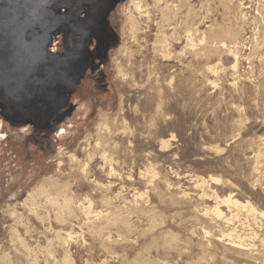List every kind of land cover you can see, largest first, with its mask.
<instances>
[{"label":"rangeland","instance_id":"1","mask_svg":"<svg viewBox=\"0 0 264 264\" xmlns=\"http://www.w3.org/2000/svg\"><path fill=\"white\" fill-rule=\"evenodd\" d=\"M134 1L61 0L51 52L44 0H0V37L37 15L0 46V264H264V0Z\"/></svg>","mask_w":264,"mask_h":264},{"label":"trees","instance_id":"2","mask_svg":"<svg viewBox=\"0 0 264 264\" xmlns=\"http://www.w3.org/2000/svg\"><path fill=\"white\" fill-rule=\"evenodd\" d=\"M92 1L93 0H91V4L90 3L89 4L90 5L93 4V7L96 8L95 1H93V2ZM117 1L118 0H106V2H105L106 4L103 7H101V4H97V6L100 8V10L98 12V16L103 15L105 17L108 14V12L111 10V8L116 4ZM99 3H102V2H99ZM40 4L41 5L38 7L37 12H39V9H40L41 14H43L46 11L47 12L52 11L51 12L52 15H49V16H47L46 14L43 15V18H41V20H39L41 22H39V23H38V21L36 22V23H38L37 27L34 25V27L36 28V31L33 32V36L31 37V39H29V37L26 36V38H25L26 40H29V41L31 40V42H28L29 44H27V45L34 47V48L39 46L38 42H39V44H44V46L45 45L47 46L48 42H49L53 32L56 30V28L59 25L65 24L66 22H69L71 19L70 18V15H71L70 6L67 5L66 3H61V0H44V2H42ZM36 16L37 15L35 14V16H32V17L23 16L21 18H18V20L16 21V23L14 25V28H12L11 31H7L6 33L3 31L4 34L3 33L1 34L0 39H2V40H0V41H2V42L0 43V46L3 43L4 44L6 43V45L10 44L11 41H9V39L12 37V35L14 34L15 31L17 33H20L21 30H24V29H25V31H27V27H29L32 22H35ZM11 32H12V34H10ZM23 33H24V31H23ZM23 33L20 34L19 38L23 37ZM37 33L42 34V38H39ZM38 38H39V40H38ZM40 39H43V41H41ZM25 43H27V42H25ZM1 49H3V48H1ZM34 59L38 60L37 56ZM32 60H33V58H32ZM24 71L25 70H23V74H24ZM17 75H18V72H17ZM35 75H36V69L34 67L30 71H28V72L26 71L25 76H23V78H21L20 80H17V81L13 80L10 82V83H12V85L16 84L17 87L21 88L19 96H22L24 94V92H28V91L32 92V91L36 90V88H40L41 90L42 89L45 90L46 85L41 84L42 83L41 77H38V76L35 77ZM1 83H2V85L9 83L6 81H2V74H0V85H1ZM22 99L24 100L23 102H18L15 104V106H16L15 109L18 107L17 110H19V112H15V113H18L16 115V117L19 118L22 114V115L26 116V118L24 117L25 119L34 120L32 118H34V115L36 112L33 110L34 109L33 106H34V103L36 104L38 101L35 102L32 98L30 99V97H27V98L22 97ZM48 108H49V106H48ZM24 109L28 111L27 114L22 112ZM17 121L19 122V120H17Z\"/></svg>","mask_w":264,"mask_h":264},{"label":"bare ground","instance_id":"3","mask_svg":"<svg viewBox=\"0 0 264 264\" xmlns=\"http://www.w3.org/2000/svg\"><path fill=\"white\" fill-rule=\"evenodd\" d=\"M132 1L135 2L134 0H132ZM132 1L130 0V2H132ZM138 1H139V0H138ZM163 1H165V0H163ZM156 2H157V0L155 1V3H156ZM263 2H264V1H263ZM161 3H164V2H161ZM169 3H170V2H169ZM169 3H168V5H169ZM133 4H134V3H133ZM147 4H148V3H147ZM124 5H125V4H124ZM128 5H129V4H128ZM135 5H137V7H136ZM135 5H134V6H135L138 10L141 9V6L139 5V3H137V4L135 3ZM141 5H143V4H141ZM153 5H154V3H153ZM165 5H166V4H165ZM126 6H127V5H126ZM146 6H148V5H146ZM155 6H156V5H155ZM160 6H161V5H160ZM227 6H228V4H227ZM229 6H230V5H229ZM229 6H228V9H229ZM163 7H164V6H163ZM125 8H126V7H125ZM129 8H130V5H129ZM136 8H135V9L133 8V9L136 10ZM164 8L167 9L168 7H164ZM173 8H174V7H173ZM173 8H172L171 11H173ZM226 8H227V7H226ZM145 9H146V8H145ZM127 10H128V9H127ZM127 10H126V11H127ZM143 10H144V9H143ZM229 10H231V9H229ZM229 10H228V11H229ZM130 11H131V10H128V11H127V15H128L127 17H129L130 20H133L135 16L133 17L132 14H131V12H132L133 10H132L131 12H130ZM141 11H142V10H141ZM141 11H138V12L141 13ZM146 11H147V10H146ZM146 11H145V12H146ZM159 11H160V10H159ZM169 11H170V10H169ZM171 11H170V12H171ZM228 11H227V12H228ZM231 11H232V10H231ZM124 12H125V11H124ZM132 13H134V12H132ZM166 13H167V11H166ZM174 13H175V12H174ZM124 14H125V13H124ZM138 14H139V13H138ZM144 14H145V13H144ZM229 14H230V13H229ZM141 15H142V14H141ZM173 15H174V14H173ZM142 16H143V15H142ZM166 16H167V15H166ZM171 16H172V14H171ZM124 17H125V16H124ZM167 17H168V16H167ZM172 17H173V16H172ZM132 18H133V19H132ZM139 18H140V16H139ZM139 18H138V19H139ZM167 19H168V18H167ZM167 19H166V20H167ZM169 19H170V18H169ZM163 20H164V19H163ZM128 21H129V20H128ZM128 21H127V22H128ZM133 21H134V20H133ZM171 21H172V20H171ZM165 22H166V21H165ZM170 23H171V22H169V24H170ZM133 24H134V22H133ZM137 25H138V24H136V26H137ZM130 26H131V25H130ZM163 26H164V25H163ZM132 27H135V25H134V26L132 25ZM132 27H131V28H132ZM138 27H139V26H138ZM189 28H190V27H189ZM187 29H188V28H187ZM191 29H192V28H191ZM230 29H231V28H230ZM230 29L227 30V31H230ZM135 30H137V29L135 28ZM138 30H139V29H138ZM233 30H234V29H233ZM224 31H225V30H224ZM235 31H236V30H235ZM132 32H133V29H132ZM134 32H136V31H134ZM190 32H191V31H190ZM221 32H222V31H220V34H221ZM232 32H233V31H232ZM187 33H188V32H187ZM225 33H226V32H225ZM229 33H231V31H230ZM229 33H228V34H229ZM216 34H218V33H216ZM133 35H135V34H133ZM163 35H164V34H163ZM188 35H189V34H188ZM190 35H191V34H190ZM218 35H219V34H218ZM226 35H227V34H226ZM231 35H232V33H231ZM233 35H234V32H233ZM159 36H160V35H159ZM161 36H162V35H161ZM169 36H170V35H169ZM185 36H186V35H185ZM228 36H229V35H228ZM233 37H235V36H233ZM164 38H165V37H164ZM164 38H163V40H164ZM173 38H174V37H173ZM177 38H178V37H177ZM225 38H226V37H225ZM230 38H232V37H230ZM161 39H162V38H161ZM166 39H167V38H166ZM159 40H160V39H159ZM226 40H227V39H226ZM226 40H225V41H226ZM232 40H234V39L232 38ZM187 41H188V40H187ZM222 41H223V40H222ZM222 41H221V42H222ZM228 41H229V40H228ZM166 42H167V41H166ZM166 42H165V43H166ZM233 42H234V41H233ZM159 43H160V42H159ZM234 43H235V42H234ZM167 44H168V43H167ZM169 44H170V43H169ZM235 44H236V43H235ZM189 45H190V43H189ZM192 45H193V44H192ZM232 45H233V44H232ZM236 45H237V44H236ZM228 46H229V45H228ZM162 47H163V46H162ZM235 47H236V46H235ZM163 48H164V47H163ZM165 53H166V52H165ZM165 53H164V55H165ZM168 53L170 54V50H169ZM236 53H237V52H236ZM236 58H237V57H236ZM106 121H107V120L105 119L104 122L106 123ZM105 123H104V124H105ZM104 124L101 123V125H102L101 128L105 126ZM103 125H104V126H103ZM0 126H2V122H1V121H0ZM69 127H70V126H69ZM104 128H106V127H104ZM5 132H6V131H4V133H5ZM62 132H63V131H62ZM64 132H65V130H64ZM59 135H60V133H59ZM63 135H64V134H63ZM74 135H75V134H74ZM0 136H1V135H0ZM5 136H6V135H5ZM2 139H3V138H2ZM5 144H6V143H5ZM166 144H167V142H166ZM0 148H1V147H0ZM8 149H9V148H8ZM60 149H61V148H60ZM62 149H63V148H62ZM59 151H60V150H59ZM63 155H64V154H63ZM63 155H62V156H63ZM105 155H106V154H105ZM104 157H105V156H104ZM215 178H216V177H215ZM203 179H204V178H203ZM218 180H219V179H218ZM206 182H207V181H206ZM206 184H207V183H206ZM199 185H200V184H199ZM30 195H31V194H30ZM28 196H29V194H28ZM31 196H32V195H31ZM32 197H33V196H32ZM32 197H29V200H30V198H32ZM35 197H36V196H35ZM71 198H73V197H71ZM71 198H70V199H71ZM73 199H74V198H73ZM73 199H72V200H73ZM67 200H68V199H67ZM27 202H28V201H27ZM223 202H224V201H223ZM225 202H226L227 204H229V205L232 204V205L236 206L238 209H243V210L246 209V210H248V211H250V212H252V213L255 212V209H256V208H254V206L251 205V203H248V202H247V203L244 204L243 202H240V201H238V200H236V199H233L232 196H231V197H228V198L225 200ZM24 203H25V202H24ZM35 203H36V200H35ZM68 203H69V202H68ZM70 203H71V202H70ZM76 203H77V202H76ZM76 203H74V204L76 205ZM82 203H83V202H82ZM26 204H27V203H26ZM26 204H25V205H26ZM74 204H73V205H74ZM91 204H92V203H91ZM91 204H90V205H91ZM37 205H38V204H37ZM39 205H40V204H39ZM83 205H84V204H83ZM32 206H34V205H32ZM32 206H31V207H32ZM66 206H67V205H66ZM79 206H80V205H79ZM216 206H217V205H216ZM36 207H37V206H36ZM74 207H75V206H74ZM62 208H63V207H62ZM76 208H77V207H76ZM90 208H91V206H90ZM90 208H89V209H90ZM135 208H136V207H135ZM30 209H31V208H30ZM30 209H29V211H30ZM83 209H85V208H83ZM14 210H15V209H14ZM35 210H36V209H35ZM35 210H34V211H35ZM37 210H39V209H37ZM81 210H82V209H81ZM91 210H92V209H91ZM11 211H12V209H11ZM11 211H10V212H11ZM15 211H16V210H15ZM74 211H75V208H74ZM83 211H84V210H83ZM12 212H14V211H12ZM88 212H89V210H88ZM31 213H32V212H31ZM35 213H37V212L35 211ZM81 213H82V212H81ZM223 213H224V212H223ZM223 213H222V211L219 209V207L217 206L216 209H215V214H217L218 216L221 217ZM37 214H38V213H37ZM37 214H36V215H37ZM39 214H40V212H39ZM39 214H38V215H39ZM42 214L44 215V213H42ZM74 214H75V213H74ZM76 214H77V213H76ZM87 214H88V213H87ZM224 214H225V213H224ZM14 215H15V214H14ZM36 215H35V217H37ZM49 215H50V214H49ZM65 215H66V214H65ZM89 215H90V214H89ZM118 215H119V214H118ZM39 216H40V215H39ZM41 216H42V215H41ZM70 216H71V215H70ZM215 216H216V215H215ZM42 217H43V216H42ZM45 217H46V216H45ZM49 217H50V216H49ZM91 217H92V216H91ZM95 217H96V216H95ZM103 217H104V216H103ZM220 217H219V218H220ZM108 218H109V217H108ZM113 218H115V217H113ZM122 218H123V217H122ZM42 219H43V218H42ZM48 219H49V218H48ZM75 219H76V218H75ZM77 219H78V217H77ZM94 219H95V218H94ZM116 219H117V218H116ZM128 219H129V218H128ZM43 220H44V219H43ZM45 220H47V219H45ZM65 220H66V219H65ZM65 220H64V221H65ZM78 220H80V219H78ZM90 220H91V219H90ZM108 220H109V219H108ZM120 220H121V218H120ZM125 220H126V219H125ZM221 220H222V219H221ZM225 220H226V218H225ZM48 221H49V220H48ZM86 221H87V220H86ZM111 221H112V219L110 220V222H111ZM227 221L229 222V219H228ZM87 222H88V221H87ZM93 222H94V221H93ZM99 222H100V220H99ZM114 222H115V221H114ZM116 222H117V220H116ZM118 222H119V221H118ZM125 222H128V221H125ZM130 222H131V221H130ZM91 223H92V222H91ZM91 223H90V224H91ZM101 223H102V221H101ZM112 223H113V222H112ZM120 223H123V224H124V222H122V221H120ZM113 224H114V223H113ZM125 224H127V223H125ZM95 225H96V223H95ZM91 226H92V225H91ZM93 226H94V225H93ZM101 226L103 227V225H101ZM106 226H108V225H106ZM16 227H17V226H16ZM126 227L128 228V225H127ZM28 228H29V227H28ZM90 228H91V227H90ZM96 228H97V227H96ZM100 229H101V228H100ZM104 229H105V228H104ZM130 229H131V228H130ZM16 230H17V229H16ZM92 230H93V229H92ZM95 231H96V230H95ZM99 231H100V230H99ZM18 233H19V230H18ZM96 233H97V232H96ZM226 233H227V232H226ZM226 233H225V235H226ZM232 233H233V232H232ZM230 234H231V233H230ZM11 235H12V234H11ZM19 235H20V233H19ZM225 235H224V236H225ZM231 235H232V234H231ZM17 236H18V235H17ZM228 236H230V235H228ZM228 236H226V237H228ZM14 237H15V236H14ZM19 237H21V235H20ZM240 237H241V236H240ZM17 238H18V237H17ZM22 238H23V237H22ZM18 240H19V238H18ZM23 241H24V240H23ZM229 241H230V240H229ZM229 241H228V242H229ZM15 242H16V240H15ZM25 242H26V240H25ZM230 242L233 243L232 241H230ZM230 242H229V243H230ZM27 243H28V242H27ZM48 243H49V242H48ZM18 244H19V243H18ZM22 245H23V244H22ZM24 248H26V246H25ZM28 248H29V247H28ZM47 248H48V247H47ZM29 251H30V250H29ZM29 251H28V252H29ZM33 252H34V251H33ZM35 259H36V258H35ZM64 262H65V264H72V261H71L68 257H65V258H64ZM14 263H15V262H14ZM8 264H9V263H8Z\"/></svg>","mask_w":264,"mask_h":264},{"label":"flooded vegetation","instance_id":"4","mask_svg":"<svg viewBox=\"0 0 264 264\" xmlns=\"http://www.w3.org/2000/svg\"><path fill=\"white\" fill-rule=\"evenodd\" d=\"M87 1V3H86V5H87V10H86V13H84L85 14V17H87V18H90V15H92V17L93 18H95L96 16H98V12H99V10H100V8L97 6V3H99L98 2V0H93V1H95V3H96V8H94L93 7V4L92 5H90L91 4V0H86ZM92 1V2H93ZM90 3V4H89ZM99 8V9H98ZM96 9V10H95ZM112 9V8H111ZM109 13V12H108ZM106 16H108V14L106 15ZM105 16V20H106V17ZM91 22H92V25L94 26V25H97L98 24V22H102V20H100V18L99 19H93V20H91ZM103 23V22H102ZM61 26L62 25H59L57 28H56V30L53 32V34H52V36H51V38H50V40H49V42H48V47H50V45H51V43H52V45H51V48H49V50L52 52V50H53V46L55 45V35L59 32V28H61ZM90 31H91V29H88V28H85L84 30H82V32H81V35L82 36H91V33H90ZM93 34V33H92ZM86 41V40H85ZM50 43V44H49ZM85 48H86V45H85ZM84 47H82L81 48V55H83V53H84V49H85ZM52 49V50H51Z\"/></svg>","mask_w":264,"mask_h":264}]
</instances>
